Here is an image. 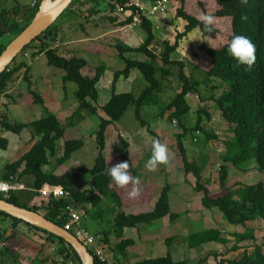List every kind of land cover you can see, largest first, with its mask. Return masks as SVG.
<instances>
[{
    "label": "trees",
    "instance_id": "1",
    "mask_svg": "<svg viewBox=\"0 0 264 264\" xmlns=\"http://www.w3.org/2000/svg\"><path fill=\"white\" fill-rule=\"evenodd\" d=\"M31 1L27 10L25 6L15 2L14 7L4 8L0 12V55L7 47L4 40L7 37L11 41L15 39L34 19L44 0ZM149 1L153 4L164 0ZM177 1L184 4V0ZM131 2L132 0H74L60 16V18L66 16L71 19H80L87 10L88 19L102 14L104 16L101 19L116 23L118 9L121 8L125 12L130 11L131 15L119 26L124 27L127 24H132L135 16H138L141 20V27L147 33V38L140 47L131 48L120 42L114 45L125 66L122 70L115 72L111 97L100 109L104 117H101L99 128L94 134L97 156L93 167L81 166L72 172L56 173L57 167L65 165L71 160L73 154L85 145L83 139L66 140L64 125L56 116L48 115L29 124H17L10 123L5 115L0 121L3 130L20 134L25 128H30L36 142L20 159L8 164L0 172L3 179H9L12 176L21 182H23L22 179L27 181L25 185H27L28 191L24 190L27 191L24 195L25 199L20 198L22 191L0 194V198L21 208L38 212L62 228L69 221L67 209L69 207L81 208L86 214L85 221L98 224L101 227L100 231L93 236L103 237L104 244L107 249L110 248L114 261L118 260L117 255L123 256L127 249L135 244L133 240L124 238L125 229H136L144 224L152 226L165 218L175 222L180 215L171 212L169 201L171 188L169 185H166L162 190L153 211L141 214L126 213L122 198L119 192L112 187L113 182L107 175L108 160L106 158L108 128L119 123L130 108H134L135 119L141 127L147 128L149 124L142 118V111L147 107L157 106L159 94L162 93L165 83L175 78L179 81L180 91L160 112L159 116L168 114L172 125L175 124L176 127V121H178L180 129H182V133L178 136L177 151L183 159L184 173L195 179L194 190L203 195L202 205L204 208H217L223 214L224 221L229 225L244 228L243 233L232 235L233 243L224 237L221 229H208L190 234L186 243L190 249L217 243L226 247V254L239 253L237 257L227 259L226 254L220 255L214 252L212 255L216 259V264H264V237L259 241L255 236V230L247 225L250 222L264 221V182L259 181L251 185L236 182L231 186L227 185L230 167H233V170L246 172L250 170V164L253 162L256 164L258 172L261 175L264 174V0H216L218 9L214 14L209 15L218 18L229 17L232 20V34L228 43L234 35H243L253 43L256 59L250 69L238 65L236 60L228 55V43L218 50H210L204 45L201 46L211 58V69L203 80V84L211 89H219L211 84L214 79L220 80V89H223V92L213 99L222 113L223 119L233 125L232 133L234 134L232 139L224 143L225 153L221 154L222 163L219 169L220 192L215 195L210 193L208 181L201 168L194 161L189 160L183 143L186 136L194 137L198 133L200 136L203 133L207 135L202 124V116L206 114V110H198V119L192 128H188L183 120L191 111L187 97L197 94L200 84L192 79L191 75H187L183 61L172 59V55L179 49L181 41L191 32L199 29L203 35H207L214 32L213 26L209 25L206 29L199 19L186 11L183 5L177 10L176 17L186 21L185 30L177 34L173 43L160 41L154 35L150 15L144 14L139 7ZM57 21L24 48L19 55L24 60L17 63L18 56L1 74L0 94L6 93L9 86L22 73L23 79L31 83L29 79L30 64L29 60L25 58L29 51L31 62L40 55H45L48 66L64 71L65 75L62 79L64 84L71 82L77 85L75 98L79 107L73 115V120L69 123V126H72L75 125L73 121L84 119L83 113L91 116L98 114L99 109L96 103L99 99V91L97 85L105 73V68L104 66L96 68L95 76L92 78L83 76L82 70L87 66V62L77 56H64L61 46L57 44L61 41V29ZM156 47L159 48L158 52ZM128 55H135V57ZM137 55L143 56V59L136 58ZM134 71L141 73L147 86L138 95L133 92L116 93L117 82L127 79ZM29 90L34 104L43 105V98L38 94L36 88L30 86ZM119 139L122 142L123 152L111 160V166L120 162H128V171L135 177L137 173L130 157L129 144L120 136ZM60 140L64 141L61 147L62 153L59 155L58 142ZM7 147L8 141L0 136V148L5 150ZM53 159L56 162L55 168L49 170L54 166L51 163ZM44 187L59 188L66 195L60 199L50 198L47 201H42L40 205L31 206V202L39 196ZM0 217L9 219L15 225L24 224L28 228L44 234L45 242L55 249L57 255L55 264H82L79 254L63 239L12 218L3 212H0ZM105 225H107V229ZM172 239L168 238L166 244L170 245ZM90 254L93 256L92 252ZM94 258L96 264H112V260L107 259L105 262H100L95 256ZM119 264L121 263L119 262ZM122 264H185V262H176L168 253L164 257Z\"/></svg>",
    "mask_w": 264,
    "mask_h": 264
},
{
    "label": "crops",
    "instance_id": "2",
    "mask_svg": "<svg viewBox=\"0 0 264 264\" xmlns=\"http://www.w3.org/2000/svg\"><path fill=\"white\" fill-rule=\"evenodd\" d=\"M192 1L194 0H184V4H182L181 1H177V0L168 1V7H167L168 14L167 13L157 14L153 17L149 16L153 24L154 35L158 40L169 41L173 43L176 40L177 34L185 30V27L187 25L186 21H184L181 18L176 17L177 10L181 8L183 5L186 11L189 14L195 16L197 19H199L200 15L202 14L212 15L218 9L216 0H197V5L195 6L191 3ZM190 3L192 4L191 6H189ZM208 3L210 4V6L207 5ZM131 4H134L137 7H139L144 12V14H148L150 7L152 5V3L149 0H132ZM130 15H131V12L127 11L126 14L125 13L122 14L121 18H119L116 23H111L110 21L101 19L104 16L101 14L99 16H95L93 19L89 18L88 20L89 23H86V25L83 23V20L81 18L77 19V20H82L81 22H78V23H74L75 19L66 18L68 19V21L61 23L60 25V29H61V33H60L61 39L60 40L61 41L59 42V45L61 46L62 54L67 57L77 56V57L83 58L87 62V66L82 70L83 76L88 77V78L94 77L96 73V68L100 67L98 66L100 61L104 60V57L108 55L107 52L111 50L112 48H114V45L116 43L120 42L131 48H137V47H140L142 44H144L147 38V33L141 27L140 24H137V25L127 24L124 27L119 26V24L124 22L126 18L130 17ZM212 18H218V17H212ZM223 18H229V17H223ZM223 18H219V19H223ZM214 25H216L215 22H214ZM231 28H232V22H231ZM213 30H214L213 33H210L207 35H203L199 29H196L193 32H191L187 37H185L181 41V45L179 49L172 55V59L183 61L186 66L185 71L187 75H191L192 79H194L196 82L200 84L198 87V93L187 97V102L191 107V111L187 114V117H185V119L187 118V121L185 122V124L188 128L194 127L198 119L197 118L198 110L200 109L206 110V114L202 116V119H203L202 124H203L204 130L207 133V135H204L203 133V135L201 136L196 135L192 137L194 144L199 143L204 138L205 145L197 147L196 149L192 150L191 153H192V156H193L192 158L194 161L202 159V161L204 162L205 168L203 170L205 171V174L203 172L202 173L205 179L207 178V181H208L207 185H208L210 193L215 195L220 192L219 173L217 175H214V168L211 165L215 163V166L217 168L221 166V163H222L221 155H219L218 153H223V154L225 153L224 143L232 139L234 137V134L232 133L233 125L229 124L227 121L223 119L222 113L218 109L213 99V98H217L223 92V89H220V86H221L220 81L217 79L216 80L214 79L212 80L213 82L211 84L216 87H219V89H216V88L211 89V87L209 88L207 86H204L203 84V80L205 79L207 73L211 69V59L209 55L207 54V52L203 50L201 46L204 45L206 48L210 50H218L224 47L228 43V42L224 43L223 40H220L219 30L216 29L215 26H213ZM156 50L158 52L159 48L156 47ZM42 56L43 55H40L38 58ZM128 56L135 57L133 55H128ZM38 58L36 59V61L38 60ZM141 59H143V56H141ZM104 68H105V73L102 76L100 82L102 81L103 77H107L108 71H113L114 74L115 72H117L115 71V69H112L113 67L104 66ZM50 75L51 74L48 73L49 77ZM32 78H33V74L31 73V71H29V79L31 83L23 79V73L22 75L17 77L15 81L9 86L8 91L4 94H0V110L2 107L9 106L11 103L16 104L12 98V95L15 93H18L17 100L20 105H23L25 107L37 106V104H34L33 97L29 90L30 86L31 88H34V84L31 81ZM174 79L175 78H172L169 82L165 83L162 93L159 94V104L158 105L161 106L160 112L175 98V96L180 91V84L178 80L175 84L170 85V83H172ZM126 80L133 84L134 86L133 93L135 95H138L147 86V83L143 79V76L141 75V73H138L137 71L132 72V74ZM23 82L28 83V90L25 92L20 89V88H24L22 85ZM100 82L97 85V88L99 91V99H98V102L96 103V106L99 109L97 117L101 119L102 117L101 115L103 114H100L102 113L100 109L105 103H107L111 95H109V91H110L109 90L108 93H105L106 101L98 105L100 97H101V92L99 88ZM117 84H116V93H117ZM166 90L172 92L173 96L170 97V100H168V102L161 103V100H160L161 96L163 95V92H165ZM110 93H112V88H111ZM43 101H44V98H43ZM78 107H79V103L77 101V103H75L74 105V110L76 109L77 111ZM76 111H73V112L75 113ZM155 112H157V114ZM155 112L154 110L151 112L150 110H147V109H144L142 111V118L152 113V117L154 119L153 124H155L156 126L155 128L153 127L151 122H148L144 118L143 119L149 124L147 128H142L141 125L138 126V122L135 119V116H133L129 120H124L127 114L119 123H117L116 125H112V126H118V129H117V132L113 130L110 131V135L113 131L112 138L109 137L110 135H109V132L107 131L106 158L108 160V167H110L112 165L110 163L111 160L123 152V149L122 150L119 149V145L117 142V140H120L119 136L128 142L130 157L133 163V167L137 173L135 177L139 178V181H140V184H139V187L141 189L140 194L135 199H129L127 193L128 191L131 190L130 184L128 186H125L124 188L115 186L114 182L112 184V187L119 192L122 198L123 204H124V211L128 214H141V213L153 211L155 204L157 200L159 199L160 194L162 190L164 189V187L166 185L170 186L171 188L170 193H169L170 209L172 213L179 214L180 217L175 222H171L169 218H165L159 221L162 223L161 229H164L162 231L164 232L167 231L168 235L167 236L164 235L162 237L161 242L157 246V248H160L162 251L164 248V244L166 243V240L168 238H173L172 241L176 239L174 240L175 246L170 245L169 248L166 249L165 256L168 254V251L170 250L171 251L170 254L172 255L173 259L176 262H180L181 260L178 261V259H176L175 256L180 251L184 249L186 250V244H187L186 239L188 238L189 234L173 233L175 232L173 230L169 232L168 228L169 227L173 228L174 225L177 224V222L182 219L183 217L182 215H187V217H189L190 220H193L194 215L198 214V215H201L202 221L206 222L205 223L206 227L204 230L219 229V228L214 227V225H216L215 222L218 221L220 223H223L224 217H223V214L217 208L206 209L203 207L202 205L203 195L195 192L194 190L195 179L193 178L192 180L190 178L191 175L189 176L185 175L184 170H183V159L178 154V151H177L178 145L176 144L177 146H175V142H178V136L182 132L175 131V130H178V127L177 129L176 127H173L171 123L172 121H170L168 114L162 117L161 116L155 117L156 115L158 116V114H160L159 111H155ZM83 114L85 116L83 120L73 121L75 126L78 124H81V122H85L89 120L91 115L87 113H86L87 115L85 113ZM4 116H5L4 114L0 115V121L3 119ZM188 118L189 119L191 118V120L189 121ZM163 120H167L170 122L169 129L171 130V133L166 132L167 134L165 135L163 134L164 133L163 122H162ZM31 122L33 121H29L27 124ZM112 126H110L109 128L113 129ZM4 131L5 130L2 129L1 124H0V136L2 138H5L8 141V147L7 149H5L6 152L9 150V147H10V141H9L10 139H13L14 143L16 144L15 146L16 150H24L23 151L24 153H22L19 159L25 153H27L32 148L34 143L36 142L32 129L30 128H25L23 131H21L20 134L13 133L15 137L8 136L11 132L6 131L4 133ZM159 134L163 135V137H160ZM216 134L219 137H217ZM116 135L117 136L119 135V136L117 137ZM165 136L167 137L166 139L164 138ZM150 139L159 140L161 143H163L166 146V148H169L170 146V148L167 149L168 150L167 163L158 165L152 171H148L144 167L145 162L151 155L152 146L150 145ZM13 141H11V143H13ZM167 142H169L170 144L167 145ZM3 157L4 156H0V172H2V170L8 164L15 162V161H9V159L2 160ZM51 163L53 162L51 161ZM136 164H138V168H136ZM54 168L55 166H52L49 170H52ZM229 169L231 172L234 168L230 167ZM249 169L250 170L246 172L239 171L240 173H244L245 179L244 181L238 180L237 182H241L246 185H251L253 183L250 181H253L255 177H257L258 182L259 181L264 182V174L261 175L258 172V170L256 169V164L252 162L250 164ZM239 172H233V173L238 174ZM214 177H216V179H214L213 181ZM22 180H23L22 182L23 184H27L26 183L27 181L25 182L24 179ZM212 181H213V184H212ZM180 187L182 188L180 189ZM191 189H193V191H191ZM27 191H22L21 196L24 197ZM0 220L9 224V229L10 231H12L11 233H13L12 238L21 240L22 237H28L31 240V239H35L36 237V240H37L40 232L30 229L24 224L15 225L9 219H4L0 217ZM257 222H250V223L255 224ZM247 225H249V223ZM141 226L142 225H140L136 229H125L124 238L131 239L135 242L132 236L137 234L140 238L141 233H146L145 230L140 228ZM232 228H235V227H232ZM221 230L223 232L224 237L230 240L234 239L232 237L234 233H239L238 231L234 232V231L227 230V228H224V227H222ZM149 240L150 241L148 242V245L152 242L151 239ZM40 241L45 243L44 239H41ZM31 243L32 242L30 241L29 243H25V244L24 243H21V244L14 243L13 245H11L9 250L11 251L12 254H20L31 260L32 259L36 260L37 255L32 256L35 252L33 251V246L31 245ZM136 244L137 243L135 242L134 246H136ZM209 244H214V243H209ZM3 245L6 246V243L4 242ZM206 245H202L199 248L201 249L202 247ZM191 250H195V249H191ZM37 251L39 252L40 250L38 249ZM214 252L216 251L213 250L212 254ZM239 252H242V251H239ZM229 254L235 255V257L239 255V253H229ZM117 257H118V261L121 264L126 263V261L123 260L122 255H119V256L117 255ZM37 258H41V257H37ZM212 258L213 260H211ZM226 258L228 259L229 257L227 256ZM118 261L115 259V261L113 262L114 264H119ZM191 261L186 260L184 262L185 264H190ZM44 263H47V262H44ZM128 263H134V262L130 261ZM198 264H200V260L198 261ZM203 264H216V259L214 256L211 255L207 258V260Z\"/></svg>",
    "mask_w": 264,
    "mask_h": 264
},
{
    "label": "rangeland",
    "instance_id": "3",
    "mask_svg": "<svg viewBox=\"0 0 264 264\" xmlns=\"http://www.w3.org/2000/svg\"><path fill=\"white\" fill-rule=\"evenodd\" d=\"M55 1H57V0H55ZM55 1H53V3ZM89 1H92V0H89ZM107 1H110V0H107ZM15 2L17 4L19 3L22 6H25V8L27 10L29 8V6L31 5L32 1L31 0H0V12L4 8L14 7L16 4ZM191 3L195 6V5H197V0H194ZM191 3L189 6L192 5ZM207 5L210 6L209 3ZM165 13H167V12H165ZM165 13H162V14H165ZM88 15L89 14L86 10L84 12L83 17H81V19L83 20V23L85 25H86V23H89ZM117 15H118V19L121 18V16H122V14L119 12H117ZM169 16H171V15H169ZM66 18L69 19V17L65 16V17L60 18L57 21V24L59 27H60L61 23L68 21V19H66ZM122 18H124V17H122ZM82 20L75 19L74 23L81 22ZM214 22L216 23V25H214ZM231 22H232V20L230 18H223V19L213 18L212 25L215 26L216 29L219 30L220 40H223L224 43L228 42L229 37L232 34ZM10 41H11V39L9 37H7L4 40L5 44H7V45L9 44ZM107 53H108V55L104 57V60L100 61L98 66L104 65L107 67H113L112 69H115V71L122 70L125 65H124V62L121 61L120 57H117L119 55H118L116 49L112 48ZM29 54H30V51L28 52V54L25 58L29 60L30 71L33 74V78L31 81L33 82L34 88H36L38 94L44 98V104L43 105H37L34 107H29V106L25 107V106L20 105L18 103V100H17L18 93H15L12 95V98L16 104L11 103L9 106L2 107L0 110V115L1 114L7 115L8 121L10 123H17V124L28 123L29 121H34V120L36 121V120L41 119V118L48 116V115L56 116L59 119V121L64 125V128L66 130V135H65L66 140L67 139H69V140H71V139L72 140L73 139H83V141L85 143L84 147L81 150H79L78 152L73 154L70 161H68L63 166L56 168V173L57 174H63L65 172H72L81 166L93 167L94 162H95V158L97 156V150H96L97 145H96L94 133L98 130L99 125L101 123L100 118H98L97 115H94V116L92 115V116H90L88 121L81 122V124H78L76 126L75 125L69 126V123L73 120L72 119L73 115H74L73 111H76V109L74 110V105H75V103H77V100L75 98V91L77 89V85L75 83H71V82L64 84L63 80H62L63 75H64V71L48 66L47 58L45 55L38 58L37 61L35 60V62L34 61L31 62V58H29ZM133 56H135V55H133ZM137 56L138 57H136V58L141 59V55H137ZM22 60H24V58L19 56L17 59V63H19ZM48 73L51 74L50 77L48 76ZM107 74H108L107 77H103V79L99 85L101 97H100L98 105H100L101 103H104L106 101L105 100V93H108L109 90L111 91V88H112L114 73H113V71H108ZM176 82H177V79H174L172 81V83H170V85L175 84ZM22 85L24 88H20V89L23 90L24 92L27 91L28 90V83L23 82ZM110 91H109V95H111ZM133 91H134V86L131 82H128L126 79H121L118 82L117 93H127V92H133ZM21 92H19V93H21ZM172 96H173L172 92L166 90L165 92H163V95L161 96V99H160L161 103L168 102V100H170V97H172ZM160 108H161L160 105L150 106V107H147V110H150L151 112L153 110H154V112L155 111L160 112ZM134 113H135L134 108H130L124 120L131 119L133 116H135ZM155 113L157 114V112H155ZM100 114H103V113H100ZM101 116L104 117V115H101ZM155 117H160V116L158 114V116L156 115ZM185 117H187V115ZM143 118L145 120H147L148 122H151L154 128L156 127L155 124H153L154 119L152 117V113L148 114V116H144ZM183 120L185 123L187 121V118L186 119L184 118ZM188 120L190 121L191 118L190 119L188 118ZM162 122H163V131H164L163 134L164 135L167 134L166 132L171 133V130L169 129L170 128L169 127L170 122L167 120H163ZM176 122H177L176 129L178 127V130H175V131H177V132L181 131L182 132V129H180V127H179L178 121H176ZM139 125L140 124L138 122V126ZM112 127H113V129L108 128V130H107L109 132V135H110L111 130L117 132L118 126H112ZM173 127H175V126H173ZM113 131H112V133H113ZM5 132L6 131H4V133ZM112 133L109 136L110 138H112ZM8 136L15 137V135L13 133H10ZM159 136L163 137V135H161V134H159ZM217 137H219V136L217 135ZM164 138L166 139L167 137L165 136ZM9 141H10L9 150L6 152L5 150L0 148V156H4L2 158V160L9 159V161H16L17 159H19V157L22 155V153H24L23 152L24 150H16V148H15L16 144L14 143L13 139H10ZM11 141H13V143H11ZM63 141L64 140H60L58 142V145L60 147L59 155L62 153L61 147H62ZM152 141L153 140L150 139V145L151 146H152V143H151ZM117 142L119 145V149L122 150V148H123L122 142L120 140H117ZM183 143H184L186 150L188 152L187 155L189 157V160L192 162L194 160L192 158L193 156H192L191 151L196 149L199 146L205 145L204 138L199 143L194 144L192 137L190 135L184 137ZM169 144L170 143L167 142V145H169ZM176 144H177V142H175V146H177ZM169 148H170V146H169ZM169 148H167V149H169ZM218 154L221 155L223 153H218ZM54 160L55 159H53L52 164L55 166L56 162ZM194 162L201 168L202 172L205 174V171L203 170L205 167H204V162L202 161V159L195 160ZM211 166L214 168V175H217L219 173L218 169H220V167L217 168L215 166V163ZM136 168H138V164H136ZM233 172H239V171L238 170H234V171L232 170L230 172V176H229V179L227 182L228 186H231L232 184L236 183L238 180L244 181V179H245L244 173L239 172L238 174H234ZM190 178L193 180V176H190ZM214 179H216V177L213 178V181H214ZM213 181H212V184H213ZM250 182L258 183L257 177H255L253 179V181H250ZM181 188L182 187H180V189ZM191 191H193V189H191ZM20 198L22 200L25 199L23 196H20ZM41 202H42V200H40L39 198H35L32 201L31 206L40 205ZM182 216H183L182 219L179 220L177 222V224L174 225L173 228L172 227L168 228L169 232H171V230H173V231H175L173 233H178V234L185 233V234L190 235V234H193L196 232L203 231L205 229V227H206L205 223L206 222L202 221L201 215H198V214L194 215L193 220H190L189 217H187V215H182ZM219 223L220 222H218V221L215 222L216 225H214V227L219 228V229H222V227H224V228H227V230L234 231V232L238 231L239 233L244 232V228H242L241 226L232 228L234 226L229 225L225 221H223V223H220V224ZM82 225L85 228H87L88 231L92 235H96L101 229V227L98 224L88 222L85 220L83 221ZM161 226H162L161 222H157V223L153 224L152 226H148L145 224L142 225L140 228L145 230L146 233H141L140 238L137 234L132 236V238L135 240V242L137 244H136V246L127 249L126 253L123 254V257H122L123 260L126 262L131 261V262L135 263V262L143 260V259H148V258H152V257L158 258V257L165 256L166 249L169 248L170 245L175 246L174 240H176V239H174L170 245L165 243L162 251L160 248H157V246L161 242L162 237L164 235H166V236L168 235L167 231H165V232L162 231L164 229H161ZM105 227H106V229L108 228L107 225H105ZM248 227L255 230L256 238L259 241H261V239L264 237V222L259 221L255 224L249 223ZM238 228H240V229H238ZM159 230H160V232H159ZM11 232L12 231H10V229H9V224L0 220V264H29V263H31V264H55V261H57V255L55 254L54 247L47 244L46 242L44 243V242L40 241L41 239L45 240L46 236L44 234L39 233L37 240H36V237H35V239L30 240L28 237H22V236H21L22 237L21 240H19V239L12 238L13 233H11ZM148 237H149V239L152 240V242L149 245H148V242L150 240L148 239ZM29 241L32 242L31 245L33 246V251L35 252L32 256L37 255L36 260L35 259L31 260L29 258L24 257L23 255H20V254H12L11 251L9 250L11 245H13L14 243H19V244L24 243L25 244V243H29ZM233 241H234V239L231 240L232 243H233ZM4 242L6 243V246L3 245ZM37 246H39V247H37ZM224 248H226V247H224L223 245L214 243V244H208V245L202 247L201 249L199 248V249L191 250L188 247V245L186 244V250L184 249V250L180 251L175 256V258L178 259V261H180V260L181 261H186V260L191 261V259H192L190 264H198V261L200 260V264H203L207 260V258L212 255L213 250H215L216 253H219L220 255L226 254ZM38 249L40 250L39 252L37 251ZM170 252L171 251L169 250L168 253H170ZM210 252H211V254H210ZM106 256L108 257V260H112V264H113V261H114L113 260V254H112L109 247H108V249L106 248ZM227 256L230 259H233L235 257V255H231L229 253L226 254V257ZM37 257H41L42 260H41V258H37ZM211 260H213V258ZM44 262H47V263H44Z\"/></svg>",
    "mask_w": 264,
    "mask_h": 264
},
{
    "label": "water",
    "instance_id": "4",
    "mask_svg": "<svg viewBox=\"0 0 264 264\" xmlns=\"http://www.w3.org/2000/svg\"><path fill=\"white\" fill-rule=\"evenodd\" d=\"M48 1L54 4V6L45 9ZM73 1L74 0H57L53 3L51 0H44L42 2L34 19L7 45L6 49L0 55V76L5 72L7 67L13 63L15 58L22 53L26 46L31 44L55 24ZM44 6L46 7L44 8ZM0 212L63 239L79 254L82 264H96L95 258L90 254L87 248L75 236H73V234L49 221L44 215L8 203L2 198H0Z\"/></svg>",
    "mask_w": 264,
    "mask_h": 264
},
{
    "label": "clouds",
    "instance_id": "5",
    "mask_svg": "<svg viewBox=\"0 0 264 264\" xmlns=\"http://www.w3.org/2000/svg\"><path fill=\"white\" fill-rule=\"evenodd\" d=\"M243 19V17H242ZM199 21L207 29L212 24L213 18L209 15L202 14ZM227 53L238 65H243L250 69L255 62V46L243 35H234L227 45ZM168 161V150L159 140L152 141L151 155L145 162V169L154 170L158 165L166 164ZM128 162H120L113 166L107 167V175L114 182L115 186L124 188L131 185V190L127 195L129 199H135L140 194L139 178L130 175Z\"/></svg>",
    "mask_w": 264,
    "mask_h": 264
},
{
    "label": "built area",
    "instance_id": "6",
    "mask_svg": "<svg viewBox=\"0 0 264 264\" xmlns=\"http://www.w3.org/2000/svg\"><path fill=\"white\" fill-rule=\"evenodd\" d=\"M168 1H158L153 3L150 7L148 14L154 16L157 14H162L167 11ZM118 12L121 14L126 13L123 9L119 8ZM141 20L138 16H135L132 25L140 24ZM127 29V27H126ZM59 44V42H57ZM27 56V55H26ZM175 126V124H174ZM199 135V133L197 134ZM27 190L25 184L19 181L16 177H9V179H3L0 174V194H11L20 191ZM66 195L63 190L59 188L44 187L38 198L42 201H47L50 198L60 199ZM67 217L69 219L68 223L65 225L64 229L73 236H75L89 252L93 253V257L98 258L100 262H105L108 257L106 256V245L104 244L102 236H93L90 232L82 225L86 218L85 212L81 208L69 207L67 209Z\"/></svg>",
    "mask_w": 264,
    "mask_h": 264
},
{
    "label": "bare ground",
    "instance_id": "7",
    "mask_svg": "<svg viewBox=\"0 0 264 264\" xmlns=\"http://www.w3.org/2000/svg\"><path fill=\"white\" fill-rule=\"evenodd\" d=\"M52 2H53V1H52ZM46 4H47V5H46L47 7H46V6H44V8L46 7L45 9H48V8H50V7H53V6H54V4H52V3H51V2H49V1H48Z\"/></svg>",
    "mask_w": 264,
    "mask_h": 264
}]
</instances>
